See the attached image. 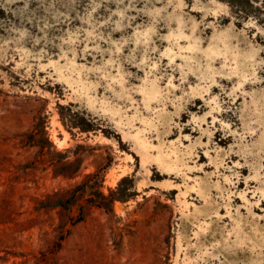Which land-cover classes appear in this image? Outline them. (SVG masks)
<instances>
[{"label":"rangeland","instance_id":"1","mask_svg":"<svg viewBox=\"0 0 264 264\" xmlns=\"http://www.w3.org/2000/svg\"><path fill=\"white\" fill-rule=\"evenodd\" d=\"M0 264H264V0H0Z\"/></svg>","mask_w":264,"mask_h":264},{"label":"trees","instance_id":"2","mask_svg":"<svg viewBox=\"0 0 264 264\" xmlns=\"http://www.w3.org/2000/svg\"><path fill=\"white\" fill-rule=\"evenodd\" d=\"M33 135H29V140L27 141V143L30 144V142H33ZM42 156H44L43 154V150L41 148V151L39 153V156L37 157L39 160H42ZM38 159H36L35 162L38 161ZM54 161H51L50 164L53 165V171L55 174H59V175H63L66 177H71L78 169V167H74L73 166V162L67 161V160H61V159H52ZM32 164V163H30ZM91 178H95L97 181L98 179H100L99 173L93 174V176H90ZM90 179V178H89ZM85 187H88L87 182L84 183ZM121 197L118 196H103L101 193L96 196L95 198H90L88 199L89 202L91 204H94L98 207H101L102 209L106 210L107 212H111L112 211V203L114 200H121ZM77 196L75 197L74 194H70L69 197H61V198H57L54 201H51L50 203H48V205L53 206V207H60L62 209H68L73 203V201H76ZM83 220V215H80L76 220H74V222H79Z\"/></svg>","mask_w":264,"mask_h":264},{"label":"bare ground","instance_id":"3","mask_svg":"<svg viewBox=\"0 0 264 264\" xmlns=\"http://www.w3.org/2000/svg\"><path fill=\"white\" fill-rule=\"evenodd\" d=\"M257 260V259H256Z\"/></svg>","mask_w":264,"mask_h":264}]
</instances>
